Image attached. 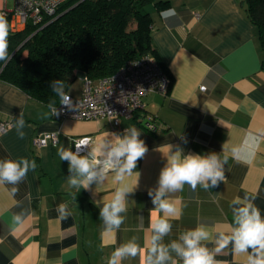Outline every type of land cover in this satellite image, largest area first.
<instances>
[{"label":"crops","instance_id":"1","mask_svg":"<svg viewBox=\"0 0 264 264\" xmlns=\"http://www.w3.org/2000/svg\"><path fill=\"white\" fill-rule=\"evenodd\" d=\"M169 2L161 10L153 5L147 8L153 46L171 76L168 91L144 95L142 107L130 117H121L118 126L106 117L53 116L49 104L0 78V119L12 122L0 133V160L24 157L37 165L15 194L12 185H0V264H107L112 251L133 237L143 255L151 246L150 223L155 218L147 192L157 186L170 145L173 151L182 147L185 154L216 152L229 159L218 187L204 190L198 186L192 191L185 185L182 192L171 194L182 214L172 220V233L165 243L199 223L214 231H229L230 203L236 196L255 197L264 216V48L256 29L239 0ZM169 8L176 15L165 20L161 12ZM77 75L81 80L84 77ZM72 84L67 93L80 95L81 88L75 91ZM202 84L205 89L199 88ZM21 113L23 138L15 127ZM146 118L155 129L142 124ZM130 126L141 131L148 151L137 162L139 177L129 178L136 187L128 197L124 223L116 232L106 233L99 207L118 185L109 178L95 195V185L92 191L70 188L68 163L60 160L58 147L72 148V139L81 136L96 141L106 132L123 134ZM43 132H56L57 142L34 146L32 138ZM234 146L242 149L238 161L230 152ZM60 203H67L71 213L63 220L56 211ZM18 213L23 214L20 226L12 220ZM216 259L224 264H247L246 254L234 255L231 245L217 253ZM121 264H140V257Z\"/></svg>","mask_w":264,"mask_h":264},{"label":"clouds","instance_id":"2","mask_svg":"<svg viewBox=\"0 0 264 264\" xmlns=\"http://www.w3.org/2000/svg\"><path fill=\"white\" fill-rule=\"evenodd\" d=\"M175 15L174 8L161 12V17L165 20ZM8 38V20L0 14V61L5 64L12 58ZM65 87L66 82L61 79L50 83V88L59 97L60 105L69 111L76 110L77 102L73 101ZM48 108L51 115H60L55 101L49 103ZM15 127L18 136L23 138L25 121L22 113L17 117ZM140 137L141 131L130 126L125 128L123 134L106 132L96 141H77L74 143L75 151L63 145L58 147L60 160L68 163L67 182L70 188L92 191V186L95 185V195L96 189L103 186L109 178L118 185L111 198L103 201L99 207V219L106 233L116 232L124 223L123 214L128 210V197L136 187L129 183V178L133 175L139 177V173L135 171L137 162L148 151ZM172 148L170 145L167 153H164L166 163L160 170L157 186L147 192L155 214L150 223L151 246L141 255L142 247L133 237L112 251L107 264H121L123 260L137 256L140 257V264H224L216 259V254L229 245L234 255L246 254L247 264H264V216L254 203L255 197L247 194L244 197L236 196L230 203L232 221L229 231H214L205 223H199L194 229L179 233L176 239L164 242L165 237L172 233V220L178 219L182 214L171 194L182 192L185 185L192 191H196L198 186L204 190L218 187L225 179L224 166L229 159L227 154L223 157L216 152L185 154L182 147L177 146L174 151ZM230 152L232 158L240 160V147L234 146ZM36 167L35 160L24 157L0 160V185H12L11 193L15 194L17 186ZM56 211L61 220L71 215L67 203H60ZM12 220L16 226L22 225L23 214H14ZM209 244L214 247L209 248Z\"/></svg>","mask_w":264,"mask_h":264},{"label":"trees","instance_id":"3","mask_svg":"<svg viewBox=\"0 0 264 264\" xmlns=\"http://www.w3.org/2000/svg\"><path fill=\"white\" fill-rule=\"evenodd\" d=\"M264 48V0H239ZM169 0H66L41 22H27L20 30L9 27L11 60L0 61V78L44 102L59 104L50 88L53 80L66 82L76 72L97 79L116 72L127 60L150 54L171 82L151 39L148 5L157 10ZM9 24V16H5ZM25 52V54H23ZM264 65V63H262Z\"/></svg>","mask_w":264,"mask_h":264},{"label":"built area","instance_id":"4","mask_svg":"<svg viewBox=\"0 0 264 264\" xmlns=\"http://www.w3.org/2000/svg\"><path fill=\"white\" fill-rule=\"evenodd\" d=\"M12 7L7 8V0H0V14L9 16L11 30H20L27 22H41L45 16L53 15L61 3L66 0H11ZM170 86V79L162 69L157 59L145 54L127 60L116 72L97 79L84 76L81 93L71 95L77 102L76 110H67L62 105H56L61 118L99 119L108 118L113 126L119 125L121 117H130L133 112L142 107V98L149 92L165 94ZM205 89V85H200ZM12 125L10 119H0V133ZM147 127L155 129L153 123ZM80 140L91 141L89 136L72 139L74 143ZM56 132H43L32 138V144L37 147L55 144Z\"/></svg>","mask_w":264,"mask_h":264},{"label":"rangeland","instance_id":"5","mask_svg":"<svg viewBox=\"0 0 264 264\" xmlns=\"http://www.w3.org/2000/svg\"><path fill=\"white\" fill-rule=\"evenodd\" d=\"M7 8H11L12 7V1L11 0H7ZM149 8V5L146 7ZM23 54H25V52H23ZM82 85V80L80 78V76H76V79L74 80V83L72 84L71 88L75 91H78L81 88Z\"/></svg>","mask_w":264,"mask_h":264},{"label":"water","instance_id":"6","mask_svg":"<svg viewBox=\"0 0 264 264\" xmlns=\"http://www.w3.org/2000/svg\"><path fill=\"white\" fill-rule=\"evenodd\" d=\"M14 52H15V51H13L12 54H13ZM79 73H81V72H79ZM81 74H82V73H81ZM82 75H83V74H82ZM148 123H150V120L147 119V118L144 119L143 122H142V124H143L144 126H147Z\"/></svg>","mask_w":264,"mask_h":264}]
</instances>
